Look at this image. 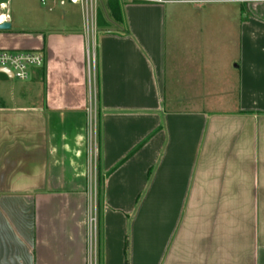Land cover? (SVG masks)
Wrapping results in <instances>:
<instances>
[{"label": "crops", "instance_id": "1", "mask_svg": "<svg viewBox=\"0 0 264 264\" xmlns=\"http://www.w3.org/2000/svg\"><path fill=\"white\" fill-rule=\"evenodd\" d=\"M13 1L0 50L45 64L0 94V264H89L95 203L99 264H264L258 10L124 2L122 23L88 37L78 5L17 0L28 31Z\"/></svg>", "mask_w": 264, "mask_h": 264}, {"label": "built area", "instance_id": "2", "mask_svg": "<svg viewBox=\"0 0 264 264\" xmlns=\"http://www.w3.org/2000/svg\"><path fill=\"white\" fill-rule=\"evenodd\" d=\"M46 0H42L45 3ZM102 0H62L61 6L66 4L78 5L82 9L85 35L95 36L97 32L98 4ZM123 2L162 3L163 0H121ZM238 4H249L252 2H264V0H232ZM9 16L0 15V25L6 23ZM45 57L42 53L31 51H8L0 50V71L12 74L13 79L27 81L30 79L34 69L42 68ZM89 264H99L98 257V215L97 205L93 204L89 215Z\"/></svg>", "mask_w": 264, "mask_h": 264}, {"label": "rangeland", "instance_id": "3", "mask_svg": "<svg viewBox=\"0 0 264 264\" xmlns=\"http://www.w3.org/2000/svg\"><path fill=\"white\" fill-rule=\"evenodd\" d=\"M16 2H17V0H14L12 5H13V12H14V19L16 20L17 23H19L18 26L20 27V30L31 31V30H33L35 28H38L37 27L38 25H36L37 21L36 22L30 21L29 20L30 15L27 14V11L24 12V13L20 12L21 10L19 11L18 5H16L17 4ZM121 2H123V1H121ZM99 7L100 8L98 9V12L102 11L107 16V12L105 10V2L101 1ZM166 7H167L168 10L170 8L178 9L180 7V5H176V4L173 5L172 4V6L169 5V6H166ZM249 7L250 8H255L256 10H258V14L260 16H262V18L264 19V2H254V3L252 2V3L249 4ZM65 10L69 11V10H71V7H67ZM56 13H58V12L50 14V13L43 12V10H42L40 13L39 12L37 13V16H38L39 19L46 20V19H49L51 17H56ZM90 56L93 57L92 52H91ZM0 77H3L5 79H7L8 82H9V85L2 84L0 86V94L8 93V92H10V90L21 91L22 87L24 85H26L25 82H21V81H19L17 79H9L7 76H5L3 74H0ZM92 135H94L93 132H92ZM90 187H91V189L94 188V190H96V189L98 190V186H97L96 180H93L92 182H90Z\"/></svg>", "mask_w": 264, "mask_h": 264}, {"label": "trees", "instance_id": "4", "mask_svg": "<svg viewBox=\"0 0 264 264\" xmlns=\"http://www.w3.org/2000/svg\"><path fill=\"white\" fill-rule=\"evenodd\" d=\"M123 6L124 3L121 2L120 0H106L105 1V10L107 12V16L105 15V13H103L102 11L98 12V27L105 29L108 28L110 23L107 20L111 19L113 22L116 23H122L123 22ZM97 186H98V200H101L102 198V179H99L97 181ZM97 215H98V240H99V236H100V215H99V205H97ZM126 250L125 252L127 253V248H128V243L126 242V246H125ZM98 252H99V241H98ZM128 264V263H126Z\"/></svg>", "mask_w": 264, "mask_h": 264}, {"label": "water", "instance_id": "5", "mask_svg": "<svg viewBox=\"0 0 264 264\" xmlns=\"http://www.w3.org/2000/svg\"><path fill=\"white\" fill-rule=\"evenodd\" d=\"M10 28H11V25L7 24V23L0 25V31H8V30H10ZM0 74L6 75L8 78L13 79L12 74L9 72L0 71Z\"/></svg>", "mask_w": 264, "mask_h": 264}]
</instances>
